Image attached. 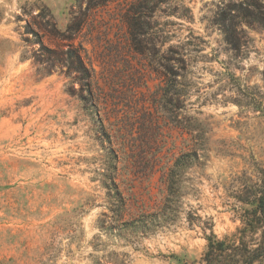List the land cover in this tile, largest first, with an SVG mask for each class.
<instances>
[{
	"label": "rangeland",
	"instance_id": "374dc122",
	"mask_svg": "<svg viewBox=\"0 0 264 264\" xmlns=\"http://www.w3.org/2000/svg\"><path fill=\"white\" fill-rule=\"evenodd\" d=\"M256 6L0 0V264H204L235 239L264 190Z\"/></svg>",
	"mask_w": 264,
	"mask_h": 264
},
{
	"label": "trees",
	"instance_id": "16d2710c",
	"mask_svg": "<svg viewBox=\"0 0 264 264\" xmlns=\"http://www.w3.org/2000/svg\"><path fill=\"white\" fill-rule=\"evenodd\" d=\"M237 18L242 23L264 24V16L259 12L257 6L256 13L242 9V14ZM222 23L225 27V22ZM229 25L226 26L225 33L230 31L231 25ZM5 45H9V49L5 48ZM10 47V42L0 39V66L6 53L11 51ZM70 65L73 67L74 64L70 63ZM245 205L244 227L238 232L235 239H220L214 232L205 236L207 248L202 258L204 264H264V190Z\"/></svg>",
	"mask_w": 264,
	"mask_h": 264
}]
</instances>
